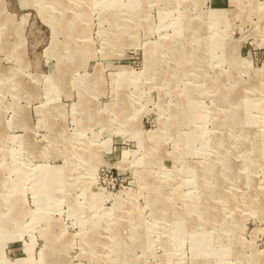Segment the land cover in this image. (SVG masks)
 <instances>
[{
	"label": "rangeland",
	"instance_id": "1",
	"mask_svg": "<svg viewBox=\"0 0 264 264\" xmlns=\"http://www.w3.org/2000/svg\"><path fill=\"white\" fill-rule=\"evenodd\" d=\"M0 264H264V0H0Z\"/></svg>",
	"mask_w": 264,
	"mask_h": 264
},
{
	"label": "bare ground",
	"instance_id": "2",
	"mask_svg": "<svg viewBox=\"0 0 264 264\" xmlns=\"http://www.w3.org/2000/svg\"><path fill=\"white\" fill-rule=\"evenodd\" d=\"M241 123V122H240ZM239 126V125H238ZM242 129V128H241ZM194 171V170H193ZM152 191V190H151ZM224 193V192H223ZM206 194V193H205Z\"/></svg>",
	"mask_w": 264,
	"mask_h": 264
}]
</instances>
